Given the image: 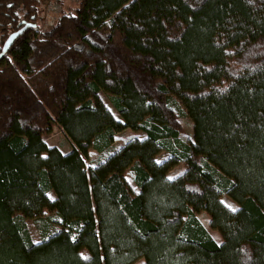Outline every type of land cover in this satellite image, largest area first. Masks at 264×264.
I'll use <instances>...</instances> for the list:
<instances>
[{"label":"trees","instance_id":"obj_1","mask_svg":"<svg viewBox=\"0 0 264 264\" xmlns=\"http://www.w3.org/2000/svg\"><path fill=\"white\" fill-rule=\"evenodd\" d=\"M39 5L0 0V264H264V0Z\"/></svg>","mask_w":264,"mask_h":264},{"label":"rangeland","instance_id":"obj_2","mask_svg":"<svg viewBox=\"0 0 264 264\" xmlns=\"http://www.w3.org/2000/svg\"><path fill=\"white\" fill-rule=\"evenodd\" d=\"M80 0H40V5L38 7V15L36 25L39 31L44 32L49 30L55 22L58 20L60 16L72 14L74 9L77 8L78 3ZM101 99L103 100L104 104L109 108V110L113 113L114 117L118 119V116L110 103L108 102L107 98L104 95H100ZM181 125L183 127V134L182 140L185 142H189L191 140V122L187 118L180 119ZM143 135L141 133H134L130 130H125L122 133L118 134L115 137V142L112 147L104 152L101 155H97L94 151H90L87 158V166H93L98 159H102L105 156H108L112 152L118 150L120 146L124 145L128 140L134 138H142ZM45 141L50 147H57L63 153H67L70 150V144L66 137L64 136L63 132L59 128H54L53 132L50 135L45 136ZM164 156H159L157 158L158 161H162ZM183 172V168L181 166L176 167L169 173V178H175ZM128 182L133 186L130 176H126ZM222 202L230 209L235 210L237 207L231 201H229L226 197H222ZM199 219L207 228L210 235L219 242V235L210 229L208 225V219L201 215ZM29 230L32 234L33 240L38 242L39 236L36 233L35 228L33 227L32 223L28 224ZM136 264H143L142 261H139Z\"/></svg>","mask_w":264,"mask_h":264},{"label":"water","instance_id":"obj_3","mask_svg":"<svg viewBox=\"0 0 264 264\" xmlns=\"http://www.w3.org/2000/svg\"><path fill=\"white\" fill-rule=\"evenodd\" d=\"M26 27H24L23 29H25ZM21 33V31H19L18 33L12 35L11 37H9L4 45V49H7L8 46L11 44V42Z\"/></svg>","mask_w":264,"mask_h":264},{"label":"flooded vegetation","instance_id":"obj_4","mask_svg":"<svg viewBox=\"0 0 264 264\" xmlns=\"http://www.w3.org/2000/svg\"><path fill=\"white\" fill-rule=\"evenodd\" d=\"M26 27V26H25ZM24 28V27H23ZM14 35V34H13ZM12 35H10V37H11Z\"/></svg>","mask_w":264,"mask_h":264}]
</instances>
